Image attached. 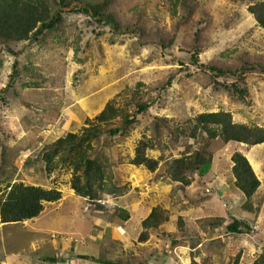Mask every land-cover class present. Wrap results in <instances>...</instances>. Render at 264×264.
Returning <instances> with one entry per match:
<instances>
[{"label": "rangeland", "instance_id": "obj_1", "mask_svg": "<svg viewBox=\"0 0 264 264\" xmlns=\"http://www.w3.org/2000/svg\"><path fill=\"white\" fill-rule=\"evenodd\" d=\"M253 1L198 0L190 17L183 20L172 16L167 0H115L111 11L121 21V32L86 13L63 17L59 33L80 46L78 54L74 46L56 50L50 39L44 48L37 41L26 42L18 47V55H4L0 71V187L4 190L11 182L38 184L59 189L63 197L59 202H46L34 219L0 226V264H252L264 252V144H224L205 135L199 147L213 152V162L188 186L165 177L169 168L164 160L155 172L115 165V183L128 186V190L123 196L102 193L96 203L75 194L70 169L62 167L46 175L40 154L45 143L80 131L108 101L125 105L138 82L145 83V93L150 86L151 97L158 96V103L139 115L130 136L118 144L123 155L134 154L154 116L180 122L202 112L225 109L233 113L236 122L264 125V76L251 75L253 104L244 106L230 101L209 82V73L189 63L192 47L198 43L191 35L197 22L202 25L197 30L201 31L199 59L205 65L235 70L253 59L264 61V29L247 9ZM135 5L140 6L142 17L133 12ZM124 24L139 26L133 31L126 30ZM174 38V44L166 48ZM32 52H36V72L42 76L34 81L43 84L23 88L24 70L12 80L11 73L14 64L22 67ZM188 66L190 71L185 72ZM60 67L62 79L57 77ZM172 74L176 77L160 97L158 89ZM195 144L194 139L181 137L165 154L157 147L148 150V155L180 157L189 146L198 148ZM235 151L248 157L262 183L255 196L263 200L259 216L244 206L245 198L234 189L231 158ZM156 205L168 209L169 221L141 243V222ZM116 210L129 212L131 218L120 222ZM219 216L228 222L232 216L246 219L253 231L228 235L223 224L203 227L204 220Z\"/></svg>", "mask_w": 264, "mask_h": 264}, {"label": "trees", "instance_id": "obj_2", "mask_svg": "<svg viewBox=\"0 0 264 264\" xmlns=\"http://www.w3.org/2000/svg\"><path fill=\"white\" fill-rule=\"evenodd\" d=\"M197 1L167 0L172 16H180L183 20L190 17ZM114 2L115 0H0V71L5 63L4 55H18V47L26 42L37 41L43 47V45L48 46L49 40L52 39L56 50L74 46L75 53L78 54L80 46L75 42H70L64 33H59L63 17L69 13H86L98 22L112 25L117 32H121V21L111 11ZM247 9L257 26L264 29V0L253 1L247 6ZM132 10L142 17L139 5H135ZM194 24L197 30L202 29V25L198 26V22ZM124 26L126 30L136 31L139 25L135 28L125 24ZM197 30L191 33L198 43L192 47L193 53L189 63L203 73H209V82L215 85L219 89L218 91L223 90L230 101L242 103L244 106H252L249 78L256 73L264 76V61L255 62L256 59H253L251 63L245 62L235 70L213 64L205 65L199 59V54L202 53V48L199 46L201 31ZM174 42L175 38L170 40L169 45L165 47L172 46ZM182 51L186 52L187 50L182 48ZM35 53L29 54L28 62L22 67H19L18 63L13 66L11 80L14 77H20L22 69L26 73L25 78H21L23 88H36L43 84V82L34 81V77L36 79L42 77L36 72L37 64L33 59ZM61 69L62 67L57 71V77L60 79L64 77V72ZM183 70L190 71V68L188 66ZM175 77L172 74L166 82L161 84L158 89L161 91L160 97L170 87ZM222 78L224 79L221 80ZM252 83L258 85L257 81L252 80ZM144 85L145 83L138 82L133 95L128 98L125 105L117 106L113 100L108 101L94 118L87 120L80 131H70L64 136L45 143L40 153L45 161L44 173L51 175L62 167L70 169L72 172L70 184L75 194L96 203L95 201L100 198L102 193L112 196L126 194L128 186H119L115 183L113 172L115 165L129 164L155 172L160 162L164 160L169 168L164 174L165 177L188 186L197 177L199 178L200 174L204 173L206 165H211L213 162V152L207 147H199L201 138H204L205 135L210 140L219 139L224 144L229 142L243 143L249 146L264 144V125L255 122H236L233 113L225 109L202 112L180 122H176L173 118L167 119L151 114V118L154 116L153 121L149 127H145L143 130V135L135 147L134 154L123 155L117 149L118 144L123 143L130 136L140 114L157 107L159 97H151L150 93L153 90L150 86L145 93L142 90ZM146 95L148 96L145 99ZM128 106L135 109L130 111ZM181 137L194 139L198 148L191 145L180 157L166 158L165 150L169 151L170 147L177 144ZM157 147L163 151V156L159 158L149 156L148 150ZM231 162L234 189L245 198L244 206L252 208L256 216H259L263 200H257L255 196L262 185L260 179L243 152L235 151L232 154ZM62 197V192L57 188H46L38 184H24L23 182L8 183L4 190L0 187V226L34 219L43 212L46 202H59ZM116 213L120 222H125L131 217L127 211L116 210ZM169 218L168 209L161 205L153 206L151 212L141 222L142 229L138 241H148L150 234L160 232ZM207 219L203 221V227L216 228L223 224L224 233L228 235H240L253 231L248 220L241 217L232 216L229 222L222 216L215 220ZM180 224H182V218L179 220ZM47 260L58 261L57 257H48ZM236 260H239V255ZM252 264H264V252Z\"/></svg>", "mask_w": 264, "mask_h": 264}, {"label": "crops", "instance_id": "obj_3", "mask_svg": "<svg viewBox=\"0 0 264 264\" xmlns=\"http://www.w3.org/2000/svg\"><path fill=\"white\" fill-rule=\"evenodd\" d=\"M131 218V217H130ZM147 242V241H146Z\"/></svg>", "mask_w": 264, "mask_h": 264}, {"label": "clouds", "instance_id": "obj_4", "mask_svg": "<svg viewBox=\"0 0 264 264\" xmlns=\"http://www.w3.org/2000/svg\"><path fill=\"white\" fill-rule=\"evenodd\" d=\"M142 243V242H141Z\"/></svg>", "mask_w": 264, "mask_h": 264}]
</instances>
